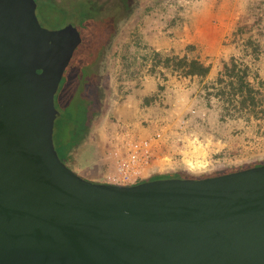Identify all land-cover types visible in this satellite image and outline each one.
Segmentation results:
<instances>
[{
	"label": "water",
	"instance_id": "water-1",
	"mask_svg": "<svg viewBox=\"0 0 264 264\" xmlns=\"http://www.w3.org/2000/svg\"><path fill=\"white\" fill-rule=\"evenodd\" d=\"M36 0H0V264H264V165L111 185L54 145L55 95L82 43Z\"/></svg>",
	"mask_w": 264,
	"mask_h": 264
},
{
	"label": "rangeland",
	"instance_id": "rangeland-1",
	"mask_svg": "<svg viewBox=\"0 0 264 264\" xmlns=\"http://www.w3.org/2000/svg\"><path fill=\"white\" fill-rule=\"evenodd\" d=\"M53 1L59 8L55 11L54 8L51 9L55 14L59 12V23L62 25L59 28L53 26L58 25L55 21L53 24L47 21L45 17L47 12L41 11L42 7L52 5ZM88 1L90 6L95 9L92 11L94 12L93 20L87 21L86 26L96 23L98 26L93 24L92 28L95 29V32L98 31L97 34L103 36L104 44L106 43L103 49L101 47L99 53L92 56H84L87 39H89V36L86 37V33H90V30L84 29L81 20H79V15H77L80 13L79 9L84 5L82 0H36V14L41 25L49 30L61 29L70 22H74L81 33L83 42L76 50L55 95V107L60 115L55 121L54 145L65 164L73 160L70 156L71 151L74 150L77 154L76 166H70V169L87 180L103 183L105 180L103 165L106 162V158L101 154L103 134H105V129L112 128L113 123H116L118 119L117 108L128 100L127 96L130 91L132 93V88L141 83L136 84L134 81V78L138 76L140 65L137 61H132L131 57H134L133 55L137 52L129 51L128 39L137 35L146 15H150L155 8L165 9L164 7L168 6L165 5L166 1L176 3L174 6L179 9V13H183L176 18L177 23L186 21L189 24V21L195 20L198 25L197 27L194 26V29L204 28L205 20L210 14L208 13V6L197 5L195 8H199L194 11V16L188 18L187 14H191L190 9L180 3L191 0H133L135 6L132 15L128 20L122 22L121 18L126 11L116 8V5L119 4L117 0ZM186 2V6L191 5L190 8L193 6ZM61 9L64 10L60 11ZM66 9L70 10L67 11ZM214 17L218 24L223 22L229 30L232 29L230 32L231 42L225 43L232 44L233 42L236 52H233V56L228 57L226 61L229 62L235 58L241 65V69L247 67V79L258 91L256 93L258 106L256 108L248 106V108L241 110L232 106L227 100L228 96L222 95V92L226 90H220L224 89L225 85L219 88L218 85L213 86L212 84L208 86L209 89L213 88L210 92L208 87L200 85L197 90L195 88L189 89V95H197V100L200 102L197 105L199 108L202 110L205 107L210 108L204 127H200L195 132L203 131L204 138L211 135L216 140L221 139L226 145L221 152L213 156L214 160L220 161L219 164L200 168L210 171L223 167H239L264 160V153L254 156L256 158L243 159L244 141L240 139L244 132H250L253 135L256 134L255 138H257L252 139L253 145L264 144V0H225L219 9L214 11ZM137 23H140L139 26ZM168 28L172 29L171 25ZM224 62V59H217V65L220 66V69L223 68ZM124 75H127V80L131 81L129 86L123 84L126 80L123 78ZM125 87H128V91L125 90ZM98 88L106 92L102 116L96 119L92 126H89L98 106ZM133 91H136V88ZM174 105L173 102L172 108L178 109L173 107ZM185 109L186 106L181 107L178 111L183 113ZM182 115L187 116V114H180V117ZM180 117H176L175 120H180ZM234 130L240 131V138L234 137ZM86 138L87 143L84 144ZM165 145L162 149L157 150L156 156L148 168L149 173L145 177L150 175L152 177L156 172L171 171L178 160H182L181 156L174 154L177 150L171 148L170 143L166 145V148ZM199 149L201 148L199 147ZM220 153L225 154L219 156Z\"/></svg>",
	"mask_w": 264,
	"mask_h": 264
},
{
	"label": "built area",
	"instance_id": "built-area-1",
	"mask_svg": "<svg viewBox=\"0 0 264 264\" xmlns=\"http://www.w3.org/2000/svg\"><path fill=\"white\" fill-rule=\"evenodd\" d=\"M186 3L192 4L193 0ZM184 6L189 8L191 5ZM153 52L147 51V55H152ZM139 53L137 52L133 55L134 57H131L132 61H137L140 65L138 76L133 80L135 83L144 82L149 76L156 79L159 89L154 96V109L142 107L135 117L126 121L117 119L112 128L105 129L101 154L106 158L103 165L106 183L122 186L137 184L149 173L148 168L155 158L157 150L162 149L163 145L168 143L171 144V148H175L177 151L189 148L190 143L209 149V157H200V159L187 157L185 161L182 160L189 167L201 168L219 164L220 161L214 160L213 156L221 152L222 148L226 146L225 143L221 139L216 140L211 135L204 138L203 131L195 132L200 127H204L210 108L205 107L203 110L199 108L197 105L200 102L197 100V95L188 94L189 87H185L181 83L169 82V78L163 75L167 72L163 67H159L156 73H151L154 60L151 56L145 60L146 55ZM123 78H126L123 84L129 86L131 81L127 80V75H124ZM125 88L128 91V87ZM212 89L210 88L208 91L210 92ZM128 102L127 100L125 105ZM173 102L175 103L173 107L178 109L172 108ZM210 102L213 103V101ZM161 105L163 106L161 107ZM185 106V112L178 111ZM180 114H187V116L180 117ZM178 116L180 120L176 121ZM234 132V137L240 138V131L234 130ZM255 137L256 134L253 135L250 132L242 134L240 139L244 141L243 159L256 158L254 156L264 153V144H252V139H257Z\"/></svg>",
	"mask_w": 264,
	"mask_h": 264
},
{
	"label": "crops",
	"instance_id": "crops-1",
	"mask_svg": "<svg viewBox=\"0 0 264 264\" xmlns=\"http://www.w3.org/2000/svg\"><path fill=\"white\" fill-rule=\"evenodd\" d=\"M185 2L180 4L185 5ZM223 2L225 0L193 1V6L191 8L189 7L191 14H187L188 18H192L191 16L194 11L199 8H195L197 5L208 6V13L210 14H208V19L205 20L206 25L204 28L194 29L198 25L195 20L189 21V24L186 21L177 23L176 18L183 13H179V9L174 6L176 3L166 1L165 5L168 6H165V9L155 8L150 15H146L144 20H142L143 23L137 35L128 39V43L130 44L129 51L140 52L139 54L142 53L145 55H147V51H155L162 55H187L189 58L200 59L206 64L212 65L211 72L206 78L182 77L167 71L165 75L169 78L168 81L178 84L181 83L192 90L194 88L197 90L199 85L208 87L214 84L217 78L216 76L222 70L217 65V59L221 58L226 61L228 57L233 56V52H236L233 42L232 44L225 43L231 42L230 32L232 29L229 30L223 22L218 24L214 17V11L216 12V9L218 10L223 5ZM137 24L139 26L140 23ZM167 25H171L172 29H169ZM173 26L175 27L173 28ZM135 88L136 91H133ZM132 89V93L130 91L128 94V101L130 103L128 102L126 105L124 103L117 108V117L121 121L135 117L142 107L154 109V96L159 89V85L153 76H149L146 81L141 82L139 86L136 85ZM189 145V148L185 150L179 149L174 154L181 156L184 161L187 157L197 159L198 157L210 156L209 149L203 147L199 149L198 146L191 143Z\"/></svg>",
	"mask_w": 264,
	"mask_h": 264
},
{
	"label": "trees",
	"instance_id": "trees-1",
	"mask_svg": "<svg viewBox=\"0 0 264 264\" xmlns=\"http://www.w3.org/2000/svg\"><path fill=\"white\" fill-rule=\"evenodd\" d=\"M43 1V0H42ZM141 1V0H140ZM54 3H51L52 5H47L45 8L42 7V12H47L46 19L49 23L53 24V21H55L58 25H53L55 28L62 27V25L59 23L60 15L58 13L55 14V12H52V8L55 11V9H59L56 5L55 1ZM84 3L83 7L79 9V20H81V24L84 27V29L90 30V33H86V37L89 36V39H87V43L84 50V56H92L95 53H99V51L106 46L104 44V38L101 34H97L95 32V29H93V24H90V26H86L87 21L93 20V9H95L93 6H90V2L88 0H82ZM89 5V6H87ZM73 7V6H72ZM71 8V7H70ZM51 10V11H50ZM64 9H61L62 11ZM67 11L70 9H66ZM50 11V13H49ZM61 14V13H60ZM71 23V22H70ZM74 23V22H73ZM75 24V23H74ZM97 25V24H96ZM98 26V25H97ZM100 31V29H98ZM89 34V35H88ZM83 42V40H82ZM82 44V43H81ZM80 47V46H79ZM152 57L154 60L153 68L151 70V73H156L159 67H163L168 72H171L173 74H176L178 76L182 77H201L206 78L212 69V65H208L205 62H203L200 59L197 58H189L187 55L179 56V55H162L159 52H153L152 55H146L144 57L145 60H147L148 57ZM241 65H239L238 61L235 58H232L229 62L225 61L223 63V68L219 72L213 86H219L222 87L225 85L224 89L220 90H226L225 92H222L223 96H228L227 100L229 103H231L232 106H236L237 109H244L248 108H256L258 106V103L256 102V93L258 91L250 84V82L247 79V67L241 69ZM98 86V85H97ZM209 89V87L207 88ZM98 106L95 110V115H93L92 119L90 120L89 126H92L93 122L98 119L100 116H102V110H103V103L106 96V92L104 90H100L98 88ZM90 109V108H89ZM90 112V111H89ZM88 112V113H89ZM59 113V112H58ZM60 115V113H59ZM59 117V116H58ZM87 143V138L84 141V144ZM72 153L70 156L73 158L72 162L66 163L68 167L70 166H76V153L71 151ZM225 153H220L219 156L224 155ZM264 165V160L256 161L250 164L242 165V166H236V167H223L216 170H208V169H193L192 167H189L186 163H184L182 160H178L175 167L171 168V171L167 172H156L154 176L146 177L139 181L146 182L156 179H170V178H181V179H204L209 177H214L222 174H228L256 166ZM103 183H106V180H103ZM137 183V184H138Z\"/></svg>",
	"mask_w": 264,
	"mask_h": 264
},
{
	"label": "flooded vegetation",
	"instance_id": "flooded-vegetation-1",
	"mask_svg": "<svg viewBox=\"0 0 264 264\" xmlns=\"http://www.w3.org/2000/svg\"><path fill=\"white\" fill-rule=\"evenodd\" d=\"M117 2H119V4L116 5V8H121L122 10L126 11L125 15L123 14V17L121 18L122 22H124L125 20H128L129 17L132 15L135 2L133 0H117ZM136 4L138 3L136 2Z\"/></svg>",
	"mask_w": 264,
	"mask_h": 264
}]
</instances>
